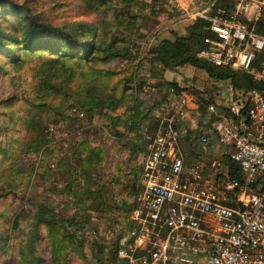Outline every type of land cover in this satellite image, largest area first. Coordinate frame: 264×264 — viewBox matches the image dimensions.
<instances>
[{"label":"rangeland","instance_id":"rangeland-1","mask_svg":"<svg viewBox=\"0 0 264 264\" xmlns=\"http://www.w3.org/2000/svg\"><path fill=\"white\" fill-rule=\"evenodd\" d=\"M11 2L24 4L38 21L68 30L79 40L125 36L115 46L127 48L130 56H108L102 50L85 57L82 52L59 57L40 49L24 51L11 40L17 36L8 24L17 17ZM187 7L189 12L165 14V0H8L0 6L5 44L18 56L10 62L0 54V264H106L111 250L128 237L124 231L116 240L115 222L127 212L129 218L138 174L129 172L120 145L128 135L115 138L114 127L122 128L112 127L108 116L129 113L136 103L164 113L165 79L149 49L162 37L186 33L185 22L177 20L195 12L197 1ZM195 77L197 88L196 80L187 85L197 97L204 91L224 103L225 80ZM83 87L98 100L116 98L117 108L80 106L75 92ZM197 133H191L195 142ZM81 139L102 150L100 163L84 173L81 159L72 154ZM39 204L48 210L51 223L37 218ZM116 264L127 263L116 255Z\"/></svg>","mask_w":264,"mask_h":264},{"label":"built area","instance_id":"built-area-1","mask_svg":"<svg viewBox=\"0 0 264 264\" xmlns=\"http://www.w3.org/2000/svg\"><path fill=\"white\" fill-rule=\"evenodd\" d=\"M196 1L210 32L197 55L252 84L226 79L224 103L205 106L197 133L208 156L202 164L184 162L173 122L193 98L170 99V119L159 122L139 159L128 237L116 248L127 264H264V0ZM212 139L221 146L216 155ZM223 153L238 164L241 181L228 175Z\"/></svg>","mask_w":264,"mask_h":264},{"label":"trees","instance_id":"trees-1","mask_svg":"<svg viewBox=\"0 0 264 264\" xmlns=\"http://www.w3.org/2000/svg\"><path fill=\"white\" fill-rule=\"evenodd\" d=\"M7 2L8 0H0V6L6 4ZM213 3L215 5L223 4L220 0H214ZM10 9L13 12V15H17V17L13 20H8V24L12 27V29L17 31V36H13L11 40L15 43L19 42L21 44L22 50L24 51L32 52L35 49H40L59 57L77 56L79 55V52H82V55L85 57L87 53L91 55L95 50H102L106 51L108 56L120 58H128L130 56L127 48L115 46L116 40L120 39L118 37L126 39L125 36L111 34L108 40L101 41L99 37L95 35L94 37L79 40L68 30H65L61 27L52 26L43 21H38L34 15L27 12L24 4L11 2ZM207 23L208 22L206 19L198 17L197 15L194 16L191 22L186 25V33L176 34L172 38L162 37L156 44L150 47L149 52L152 59L157 63V65L162 67V69L174 68L183 64H190L194 67L202 69L206 73L207 77L213 80L222 81L228 79L235 86L241 84L244 86L251 85L252 83L248 80L244 73L239 71L231 72L226 67L215 66L206 59L197 55V50L203 45V37L210 35V32L207 29ZM6 39H8L6 25L0 24V54L3 52L10 62H16L18 60V56L9 52L10 48H8V46L5 44ZM239 81L241 83H239ZM161 84H164L167 87H172L174 91L180 90L174 81H163ZM140 86L138 85L136 89L140 90ZM86 90L88 89L83 87V89H79L77 92H75L76 102L79 103L80 106H85V109L100 106H103L104 108H117L116 105L119 103V101L116 98L105 97L102 98V100H98L90 94V90ZM211 102L215 101L211 99L209 94L198 97L197 111L199 116L204 113L205 106ZM113 115L115 116H108L112 127L119 125L122 128L120 132L114 127L113 135L115 138L118 133L120 135H128L126 141L124 140L120 145L126 151V160L129 164V172H131L132 175L138 174L137 177L139 186L136 188L137 190L140 187V164L136 159V155L140 152L144 153L146 151L147 143L157 128V118L152 116L150 114V110L148 108L142 107L140 103H136L131 106V111L129 113L123 112ZM144 120H147V126L143 130ZM199 124H201L200 120ZM197 131H199V129ZM88 142L89 141H86L85 139H81L80 141L76 142L75 150L72 153L75 160L76 158L81 159V172L83 173L85 170L90 171V169L96 164L100 163L102 159V150L100 147L95 144V146L89 145L90 142ZM84 148H87V151H85V155L82 156V150ZM78 151L80 152L78 153ZM221 158L227 166L228 175L241 181L242 173L238 164L233 161L226 153H223ZM81 172H79V175ZM131 179L132 177L130 180ZM257 184V182L248 184L247 191L256 189ZM132 190L135 192V189L132 188ZM129 206L130 205L126 206L125 209H128ZM38 209L39 210L36 213L37 218L44 223H51L52 219L46 207L42 204H39ZM126 215H128V212L127 214L121 215L120 221L115 222L117 226V233L115 235L116 240H119V238L123 237L124 231L126 233V229H128L130 226L129 219L126 220ZM123 223L127 224L125 228H122ZM11 225L13 227L17 226L16 221L11 222ZM115 250H111V255L106 260V264H116Z\"/></svg>","mask_w":264,"mask_h":264},{"label":"crops","instance_id":"crops-1","mask_svg":"<svg viewBox=\"0 0 264 264\" xmlns=\"http://www.w3.org/2000/svg\"><path fill=\"white\" fill-rule=\"evenodd\" d=\"M189 2H191V0H165L166 9L168 11L165 12V14H169L170 11H172L174 14L183 11L189 12L187 11L188 10L187 6ZM182 14L183 13H181L180 15L182 16ZM194 14L195 12H192L189 14V16L181 17L177 21H184L185 24L187 25L193 19ZM161 73L165 81H174L176 83V86L180 88V90L174 91L172 87L163 86L164 88H162L161 91L167 93V97H168V99L166 98V100L165 99L163 100V104L161 105L162 109H165V111L163 114H160L158 113V111L154 110L151 111L150 114L157 118V124H159V122L163 118L170 119L171 117L170 114H167L168 113L167 108L171 109L170 99L172 97L181 95V96H185L186 98H193V101H190L187 104V108L184 115L182 117L175 116L173 122L176 126H178L181 129V132L177 140V147L183 157L184 162L187 164H191L193 162L196 163L200 162L202 164L208 160V156L200 152L199 147H197V138L195 142L191 134L192 132H197V129L201 127V124H199L200 117L197 111L198 97L197 94L194 93L196 90H194V88L189 89L187 84H190L192 80H196L194 82L195 85L193 84V86L197 88V78L195 76L200 75L201 77L206 78L207 75L202 69L194 67L190 64H183L176 66L174 68H163ZM184 77H186V80H183ZM200 89H202L201 86ZM205 94H208V92H204V91L200 92L201 96H204ZM194 114L196 117L194 116ZM194 118H196L197 121ZM146 126H147V120L146 123L143 125V128H146ZM192 141L194 143L193 145H192ZM211 147H212V153L215 155L218 154L219 151L221 150V146L214 139H212L211 141ZM141 155H142L141 152L136 155V159L138 161Z\"/></svg>","mask_w":264,"mask_h":264}]
</instances>
